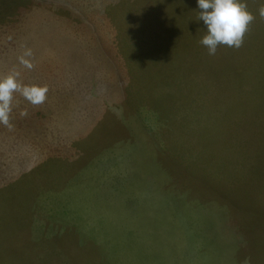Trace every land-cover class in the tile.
Masks as SVG:
<instances>
[{"label": "rangeland", "instance_id": "obj_1", "mask_svg": "<svg viewBox=\"0 0 264 264\" xmlns=\"http://www.w3.org/2000/svg\"><path fill=\"white\" fill-rule=\"evenodd\" d=\"M242 2L243 46L209 56L197 0H0V76L48 87L0 125V264H264V0Z\"/></svg>", "mask_w": 264, "mask_h": 264}, {"label": "clouds", "instance_id": "obj_2", "mask_svg": "<svg viewBox=\"0 0 264 264\" xmlns=\"http://www.w3.org/2000/svg\"><path fill=\"white\" fill-rule=\"evenodd\" d=\"M198 19L206 26L199 44L206 48L209 56H215L219 46L223 45L238 50L243 46L249 26L256 16L248 10L242 0H197ZM260 19L264 20V5L257 9ZM33 51L25 47L18 56V62L24 68H34ZM19 94L34 106L47 100L48 87L36 84H25L20 79V72L13 69L0 76V125L11 129V113L15 94ZM27 110L20 112L21 117L27 116Z\"/></svg>", "mask_w": 264, "mask_h": 264}]
</instances>
